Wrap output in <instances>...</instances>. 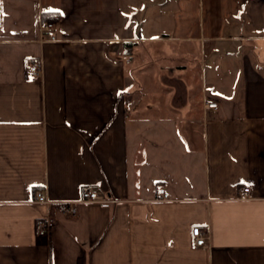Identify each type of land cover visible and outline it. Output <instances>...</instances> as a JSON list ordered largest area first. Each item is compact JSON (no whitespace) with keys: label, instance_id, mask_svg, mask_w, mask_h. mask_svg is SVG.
Listing matches in <instances>:
<instances>
[{"label":"crops","instance_id":"0c3cea01","mask_svg":"<svg viewBox=\"0 0 264 264\" xmlns=\"http://www.w3.org/2000/svg\"><path fill=\"white\" fill-rule=\"evenodd\" d=\"M0 264H264V0H0Z\"/></svg>","mask_w":264,"mask_h":264},{"label":"built area","instance_id":"2783aa9c","mask_svg":"<svg viewBox=\"0 0 264 264\" xmlns=\"http://www.w3.org/2000/svg\"><path fill=\"white\" fill-rule=\"evenodd\" d=\"M50 23H43L41 25V27H43L44 30H48L50 27ZM39 64L38 63H33L30 64L29 66V74L32 78H36L37 76H39V74L41 73V69L39 68ZM205 106L208 108L217 107V104L214 103L213 101L211 102H206ZM81 192V197L80 199H76V201H70L67 202V210L66 213L69 215H75L76 210H75V206L76 203H96L97 205H100L101 207H109L110 203L113 202V200L106 198L105 194L98 188L92 185L89 186H84L82 188V190H80ZM159 193V198L163 201L168 199V194L165 192L164 189H161V187H159L158 190ZM251 193V188L249 185H244L242 187V198H248L250 196ZM35 202H37V204H48L50 202V200H47L45 198V196L43 194H41V192H35ZM52 226V221L50 220H46L43 223H39L38 227H37V234L38 236H46V234L49 232L50 227ZM192 229V237H193V241L192 243L194 244V246L197 247H202L205 244V241H207V234L205 231H202L201 229H199V227H193Z\"/></svg>","mask_w":264,"mask_h":264},{"label":"trees","instance_id":"16d2710c","mask_svg":"<svg viewBox=\"0 0 264 264\" xmlns=\"http://www.w3.org/2000/svg\"><path fill=\"white\" fill-rule=\"evenodd\" d=\"M41 18H42V21L44 23H51V22H55L56 20L59 19V14L54 11V12H43L41 11ZM124 45H128V47H131L132 46V43L131 42H128V41H125ZM126 49V47H125ZM129 50V48H127Z\"/></svg>","mask_w":264,"mask_h":264},{"label":"snow or ice","instance_id":"6c2138e0","mask_svg":"<svg viewBox=\"0 0 264 264\" xmlns=\"http://www.w3.org/2000/svg\"><path fill=\"white\" fill-rule=\"evenodd\" d=\"M57 12H58V14H60V15H62V13L61 12H59L58 10H57ZM242 183H244L243 181H241Z\"/></svg>","mask_w":264,"mask_h":264}]
</instances>
